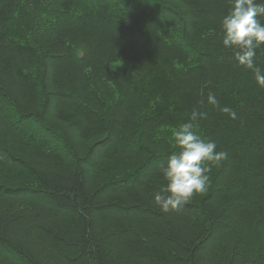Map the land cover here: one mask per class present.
<instances>
[{"label":"trees","instance_id":"trees-1","mask_svg":"<svg viewBox=\"0 0 264 264\" xmlns=\"http://www.w3.org/2000/svg\"><path fill=\"white\" fill-rule=\"evenodd\" d=\"M229 8L0 0V264H264V88L221 44ZM194 109L226 159L164 213Z\"/></svg>","mask_w":264,"mask_h":264},{"label":"clouds","instance_id":"clouds-1","mask_svg":"<svg viewBox=\"0 0 264 264\" xmlns=\"http://www.w3.org/2000/svg\"><path fill=\"white\" fill-rule=\"evenodd\" d=\"M264 0H230V8L220 22L221 44L231 50L239 66L251 70L257 85L264 88V71L256 65L257 50L264 45ZM209 103L217 101L208 97ZM230 116L235 113L224 108ZM205 113H190L188 121L172 133L178 151L171 152L159 171L165 181L153 193V201L161 212L177 211L191 201L195 194L204 193L209 184L212 167L226 159L217 150L214 140L203 139L196 127Z\"/></svg>","mask_w":264,"mask_h":264}]
</instances>
